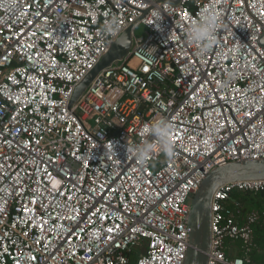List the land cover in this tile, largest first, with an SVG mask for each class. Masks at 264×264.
Returning <instances> with one entry per match:
<instances>
[{"label":"built area","instance_id":"2783aa9c","mask_svg":"<svg viewBox=\"0 0 264 264\" xmlns=\"http://www.w3.org/2000/svg\"><path fill=\"white\" fill-rule=\"evenodd\" d=\"M205 11L222 28L199 54L185 30ZM111 16L132 46L71 103L115 40L100 34ZM263 35L264 0H0V264H182L203 179L264 159ZM159 116L174 154L141 166L124 145ZM234 191L264 180L214 191L207 264H253L264 213L238 222Z\"/></svg>","mask_w":264,"mask_h":264},{"label":"water","instance_id":"95a60500","mask_svg":"<svg viewBox=\"0 0 264 264\" xmlns=\"http://www.w3.org/2000/svg\"><path fill=\"white\" fill-rule=\"evenodd\" d=\"M133 25L127 26L124 46L115 42L109 47L96 66L76 86L71 103L85 91L96 75L112 63L123 59L129 52L133 38ZM264 47V35L260 39ZM239 180H264V159H242L216 166L203 179L192 196L188 213V247L182 264H207L211 246V203L214 191L221 185Z\"/></svg>","mask_w":264,"mask_h":264},{"label":"clouds","instance_id":"9594fccd","mask_svg":"<svg viewBox=\"0 0 264 264\" xmlns=\"http://www.w3.org/2000/svg\"><path fill=\"white\" fill-rule=\"evenodd\" d=\"M221 28L222 23L218 15L205 11L198 19L187 25L185 39L187 43L197 46L196 50L199 54H206L215 44L216 33ZM100 34L104 38H111L115 35L113 42L120 46H124V42L127 40V33L116 16H111L106 20L101 27ZM153 54L154 52L148 53L150 57ZM172 135L173 123L169 119L159 116L148 124L140 142L124 145L126 154L141 166L147 164L153 155L159 153L172 157L174 154Z\"/></svg>","mask_w":264,"mask_h":264},{"label":"trees","instance_id":"16d2710c","mask_svg":"<svg viewBox=\"0 0 264 264\" xmlns=\"http://www.w3.org/2000/svg\"><path fill=\"white\" fill-rule=\"evenodd\" d=\"M229 206L237 205V209L240 211L238 217V222H243L245 214L249 212H257L260 214L264 213V191L260 192H241L234 191L231 194V198L228 203ZM255 234H257V239L262 241L264 244V216L261 217L260 221L254 226ZM131 262L135 261L134 254L130 255ZM253 264H264V253L261 256H256V254L251 255Z\"/></svg>","mask_w":264,"mask_h":264},{"label":"rangeland","instance_id":"374dc122","mask_svg":"<svg viewBox=\"0 0 264 264\" xmlns=\"http://www.w3.org/2000/svg\"><path fill=\"white\" fill-rule=\"evenodd\" d=\"M134 33L136 35H139V34L140 35H143V33H144V27L142 25H137L135 27V29H134ZM190 201H191V199H190ZM257 238H258L257 237V234H255L254 241L256 243V246L252 248V250L250 252V255L256 254V256L259 257V256H261L264 253V244L262 243V241H260ZM262 239H264V236H262ZM237 242H238L239 247H240V249L242 251V254L241 255H243L244 254V252H243L244 245H243V243L241 241H237ZM238 244H236V245H238Z\"/></svg>","mask_w":264,"mask_h":264},{"label":"crops","instance_id":"0c3cea01","mask_svg":"<svg viewBox=\"0 0 264 264\" xmlns=\"http://www.w3.org/2000/svg\"><path fill=\"white\" fill-rule=\"evenodd\" d=\"M254 233H255V231H254ZM236 244H238V243L237 242L236 243L235 242H232V244H229V249L231 250V253L232 254H239V255H241L242 254V251H241V249L239 247V244L238 245H236Z\"/></svg>","mask_w":264,"mask_h":264}]
</instances>
